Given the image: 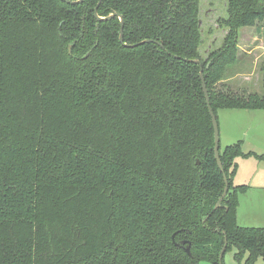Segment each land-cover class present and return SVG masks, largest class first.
I'll return each instance as SVG.
<instances>
[{
    "label": "trees",
    "instance_id": "trees-1",
    "mask_svg": "<svg viewBox=\"0 0 264 264\" xmlns=\"http://www.w3.org/2000/svg\"><path fill=\"white\" fill-rule=\"evenodd\" d=\"M67 1L0 0V264H219L224 239L264 264L233 185L264 155L237 141L220 172L199 75L216 120L264 111V63L257 93L238 54L264 0H210L225 34L205 58L202 0Z\"/></svg>",
    "mask_w": 264,
    "mask_h": 264
},
{
    "label": "rangeland",
    "instance_id": "rangeland-1",
    "mask_svg": "<svg viewBox=\"0 0 264 264\" xmlns=\"http://www.w3.org/2000/svg\"><path fill=\"white\" fill-rule=\"evenodd\" d=\"M224 2L226 0H223ZM201 27L203 30V44L200 49L202 58H205L208 51L214 48L215 42L218 46L221 38L225 34L220 28H217L216 19L218 17H226L225 10H223L222 3L202 0L201 1ZM208 32V33H207ZM249 44H253V47H257L255 51H252L251 58L255 61V67L251 61L244 65L250 67L247 73L243 76H253L250 80L257 84V88H254V92H261V77L263 66L262 56H264V24H261L259 28H243L239 30V43L238 54L243 52L241 49L246 50ZM216 46V45H215ZM262 52V54L260 53ZM248 69V68H247ZM254 74V75H253ZM245 78V77H244ZM241 78L237 77L233 82H238ZM243 79V78H242ZM256 86V85H255ZM259 112V113H258ZM257 113L249 112V115L242 116L237 110H220L217 112V124L219 135V149L222 150L232 140L233 134L240 135L241 149L242 151H251L256 155H264V111H258ZM256 114V115H254ZM259 114V115H257ZM254 115V116H253ZM245 122V127L242 130L244 135L239 134V130L235 127L241 126ZM229 131L230 136L225 137V133ZM238 140V141H240ZM237 142V141H236ZM245 153V152H243ZM248 161L243 162L241 159H236L238 164L237 173L233 178V185L245 186L247 189L244 193L239 195L238 208L236 220L240 227H264V159L258 160L254 157L246 158ZM242 162V163H241ZM250 165V167L248 165ZM253 176V174H255ZM256 177V178H254ZM237 253L235 248H231L223 256V264H244V260L247 254H244L242 259L238 262L234 259V255ZM255 264H262L258 259Z\"/></svg>",
    "mask_w": 264,
    "mask_h": 264
},
{
    "label": "water",
    "instance_id": "water-1",
    "mask_svg": "<svg viewBox=\"0 0 264 264\" xmlns=\"http://www.w3.org/2000/svg\"><path fill=\"white\" fill-rule=\"evenodd\" d=\"M62 1V0H61ZM83 0H77V1H73V2H70V1H67L68 4H72V5H76V4H80ZM94 16L97 20H108V19H112L114 17L118 18L119 19V22H120V32H119V42L122 43V28H123V19L122 17L119 15V14H110L109 16L105 17V18H100L97 16L96 14V9L94 10ZM125 46V44H123ZM70 48L71 46L68 47V52H70ZM195 64L199 65V61L198 60H194L193 61ZM202 70L200 69V80H201V88H202V91H203V95H204V98H205V102H206V106H207V110H208V114L210 116V119H211V124H212V128H213V142H214V146H213V153H214V158H215V161H216V164L220 170V172L223 173V170H222V166H221V163H220V160H219V135H218V124H217V120H216V117L214 116L211 108H210V104H209V97H208V92H207V89H206V85L204 83V79H203V76H202ZM223 182H224V189H223V193H222V196L220 198L223 199L228 191V188H227V180H226V177L225 175L223 174ZM218 207V204L215 206V209ZM225 244H226V240L224 239V246L219 254V257H218V260H219V264L221 262V259L223 257V254H224V248H225ZM185 252L187 254H189V250L188 248H186Z\"/></svg>",
    "mask_w": 264,
    "mask_h": 264
},
{
    "label": "crops",
    "instance_id": "crops-1",
    "mask_svg": "<svg viewBox=\"0 0 264 264\" xmlns=\"http://www.w3.org/2000/svg\"><path fill=\"white\" fill-rule=\"evenodd\" d=\"M249 45H251V46H248V47H246L247 49L246 50H244L243 48L241 49L243 52L240 54V58H241V61H242V63H243V65H245L247 62H248V60L249 61H251V63H253V65H254V67H255V61H256V59L253 61V59L251 58V53H252V51H255V49H258V46L257 47H253L252 45L253 44H249ZM263 51H264V49H263ZM261 54H262V52H260ZM264 53V52H263ZM262 61H264V56H262ZM254 75V74H253ZM245 77V78H244ZM243 77V80H244V82H248V81H250L251 80V78L253 77V76H244ZM241 84H243V87L244 86H246L243 82L241 83ZM246 87H248V86H246ZM237 111H239V113H240V115H242V116H245V115H249L248 113H249V111H244V110H237ZM258 111H256V112H251V113H257ZM259 113V112H258ZM254 115H256V114H254ZM253 115V116H254ZM257 115H259V114H257ZM245 122L241 125V126H239V127H235L237 130H239L238 132H239V134L242 132V130L244 129V127H245ZM226 135H225V137H227L228 138V136H230L231 134L229 133V131H227L226 133H225ZM241 135H244V132H242L241 133ZM240 135H238V134H233L232 135V140H233V143H235L236 141H238V140H240L239 138H241V137H239ZM242 140V139H241ZM240 140V141H241ZM233 143H231V141H228V143H227V145L226 146H228V145H231V144H233ZM243 152H245V153H248V152H251V151H243ZM238 159H241V158H238ZM242 161L243 162H246V161H248V159L246 160V158H242ZM242 163V162H241ZM236 165L238 166V164H237V162H236ZM245 165H248V164H245ZM249 167H250V165H248ZM238 168V167H237ZM237 171V170H236ZM237 173V172H236ZM236 175V174H235ZM256 175V173L255 174H253V176H255ZM256 177H257V175H256ZM256 177H254V178H256ZM237 186H239V185H237ZM237 215V214H236ZM237 218H238V215H237Z\"/></svg>",
    "mask_w": 264,
    "mask_h": 264
}]
</instances>
